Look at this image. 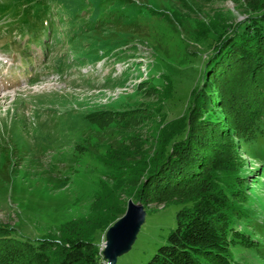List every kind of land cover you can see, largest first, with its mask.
I'll return each mask as SVG.
<instances>
[{
	"label": "rangeland",
	"instance_id": "obj_1",
	"mask_svg": "<svg viewBox=\"0 0 264 264\" xmlns=\"http://www.w3.org/2000/svg\"><path fill=\"white\" fill-rule=\"evenodd\" d=\"M258 4L0 0V223L19 238L58 239L88 215L101 183L110 191L116 182L104 158L136 168L165 121L182 114L212 44L207 26L234 24ZM50 27L53 40H41ZM242 156L249 170L262 169L264 146ZM133 168L115 192L125 210L141 178ZM258 178L249 176L247 204L264 219ZM148 207L155 210L112 264H144L166 243L180 204ZM109 227L96 232L104 256ZM232 251L239 264H264L248 249Z\"/></svg>",
	"mask_w": 264,
	"mask_h": 264
},
{
	"label": "trees",
	"instance_id": "obj_2",
	"mask_svg": "<svg viewBox=\"0 0 264 264\" xmlns=\"http://www.w3.org/2000/svg\"><path fill=\"white\" fill-rule=\"evenodd\" d=\"M250 10L234 24L207 26L212 44L202 53L185 109L165 121L153 154L132 167L141 178L129 195L145 213L155 210L150 204H180L166 243L144 264H239L235 246L264 261V219L247 204L249 176H264V164L251 171L242 156L264 146V0ZM52 32L48 28L40 39L52 34L53 40ZM88 118L98 121L93 114ZM104 162L116 178L114 187L107 191L102 182L89 214L60 238H19L0 223V264H109L96 232L125 212L115 192L132 168Z\"/></svg>",
	"mask_w": 264,
	"mask_h": 264
},
{
	"label": "water",
	"instance_id": "obj_3",
	"mask_svg": "<svg viewBox=\"0 0 264 264\" xmlns=\"http://www.w3.org/2000/svg\"><path fill=\"white\" fill-rule=\"evenodd\" d=\"M144 215L143 204L129 199L124 214L107 230L104 242L107 263L112 264L116 256L129 247Z\"/></svg>",
	"mask_w": 264,
	"mask_h": 264
}]
</instances>
